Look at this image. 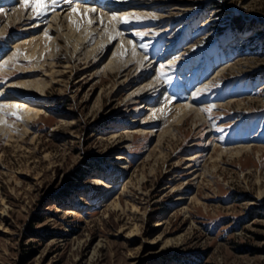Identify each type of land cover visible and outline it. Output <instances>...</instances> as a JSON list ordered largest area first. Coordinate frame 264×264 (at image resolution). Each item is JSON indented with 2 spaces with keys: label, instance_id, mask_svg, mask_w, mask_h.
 Here are the masks:
<instances>
[{
  "label": "rangeland",
  "instance_id": "obj_1",
  "mask_svg": "<svg viewBox=\"0 0 264 264\" xmlns=\"http://www.w3.org/2000/svg\"><path fill=\"white\" fill-rule=\"evenodd\" d=\"M79 1L122 34L96 15L77 52L66 0L14 20L0 0V264H264V0ZM134 46L141 69L109 65Z\"/></svg>",
  "mask_w": 264,
  "mask_h": 264
},
{
  "label": "bare ground",
  "instance_id": "obj_2",
  "mask_svg": "<svg viewBox=\"0 0 264 264\" xmlns=\"http://www.w3.org/2000/svg\"><path fill=\"white\" fill-rule=\"evenodd\" d=\"M15 1V0H14ZM19 1V0H18ZM20 3V2H19ZM75 7L78 9L77 12H73L72 11V8ZM91 9H95L94 7H89L87 6L86 4L84 3H80L79 0H70L69 2H67L66 4H64L63 8L55 13V24L57 25L56 28L57 29H62L63 27H68V36L75 40L76 41V45H75V50H80L81 48V44H84V47H85V43H88L90 38L88 37V34H94V30H92V28L90 27L89 30H85L87 31V33H83V32H80V33H75L74 31V28L78 27V25L80 23H84L85 21L87 23H89L88 21L91 20L92 23L93 22H97V21H93L94 18H96V15H97V19L99 22L102 23V25L104 26V22L107 21L109 19V21L107 22L108 24L109 23H112V25H114L115 29L114 31H118V25L115 26L116 24V21L113 19V18H110L111 15H114L115 13L113 12L110 13V12H106L107 13V17H105V13L104 12H99L96 11H91ZM132 10H134L133 8H131ZM26 10L27 8L23 7L22 5L20 6H17L15 7V12L12 14V19H18L19 17L22 19L25 17L26 15ZM65 12V13H64ZM132 12V11H130ZM134 12V11H133ZM132 12V13H133ZM107 24V25H108ZM106 25V27H107ZM6 25H4L3 28H1L0 30V33H3L6 29ZM49 28H54L52 27V25H49L48 26V29ZM52 30V29H51ZM59 32V31H58ZM122 34V33H121ZM62 36H64V34H62ZM72 40V41H73ZM126 40V39H124ZM104 42V41H102ZM127 43H130L129 45L132 44V42L128 41V42H125L124 44H127ZM102 44L101 42H99V40L97 41V45H100L99 49L96 50V54L98 53L99 50L102 49ZM28 45H31L30 47H26V51L21 54L22 55H26L27 57L31 58V57H35V56H39V55H42L43 53V39L41 41H37L36 39L34 38H31V39H26L24 41H21L20 43H16L13 47H22V49H24V46H28ZM121 48L123 50V54L122 56L120 57V60L121 58L124 57V53L127 51V46L123 45V43L121 42ZM18 49V48H17ZM95 49V47H92L90 49L89 52H92L93 50ZM15 52V51H14ZM18 52V51H16ZM100 52V51H99ZM102 53V52H101ZM131 58H130V61L128 60L127 62H117V61H111L110 60V63L109 65H114L116 63V71H120V69H123L124 67L127 68L128 65H130V63H133V62H137V69H141L142 66H143V57L135 54V52H131ZM16 53H12L10 56L7 57V59H5L8 63L12 62V61H15L16 60ZM98 56V55H97ZM41 57V56H40ZM95 58V57H94ZM22 60V59H20ZM114 67V66H112ZM111 67V68H112ZM112 70V69H111ZM139 71V70H138ZM139 73V72H137ZM156 80V79H155ZM33 83H35L34 85H30L28 86V82H21V84L24 85V88L26 91H33V92H36L38 91L41 95L44 94L46 92V84L42 81V82H39V81H31ZM156 81L152 80V82H148L146 84H143L142 86H139L137 87V90H134L132 92L131 95H137L139 92H142V91H145L146 89L150 88L152 85H154ZM31 88V89H30ZM24 90V91H25ZM25 91V92H26ZM13 97V96H12ZM29 100H24L23 99H20V102L18 104V102H13L12 103V110L15 109L16 107H19L21 105L22 107V111H24L23 113V117L26 121H31L33 119H36L37 117H39L41 114L44 113L43 109L39 106V105H36V104H28ZM172 106V105H171ZM156 108V107H155ZM172 110V113L175 112V114L178 116L177 119L179 121H183L185 118L189 117L191 114L195 113V107L190 103V102H186V103H183V104H178V105H173L172 107H170ZM20 109V108H19ZM148 109L152 110L154 109L153 107H148ZM159 110V109H158ZM158 111H155L153 113H157ZM160 113V110L159 112ZM162 115V114H161ZM194 120H200L202 119V116L199 115V113L197 114H194ZM0 122H3V120H1ZM2 129H0L1 131ZM239 150V149H238ZM237 151V150H236ZM237 154H240L241 153V150H239L238 152H236ZM97 182H100V180H97ZM5 201V200H4ZM4 206H5V209L1 212V213H7L8 211V207L9 205L7 203H4Z\"/></svg>",
  "mask_w": 264,
  "mask_h": 264
},
{
  "label": "snow or ice",
  "instance_id": "obj_3",
  "mask_svg": "<svg viewBox=\"0 0 264 264\" xmlns=\"http://www.w3.org/2000/svg\"><path fill=\"white\" fill-rule=\"evenodd\" d=\"M57 0H51V6H54L56 4ZM67 2V0H66ZM21 4L23 7L27 8V7H31L32 12L34 13V15L39 16V15H43L45 12L50 10V4L48 2V0H21ZM54 10V9H53ZM72 11L75 13L78 11L77 8L73 7ZM91 11H95V9H91ZM4 12L3 8H0V13ZM137 19H139V17H137ZM89 23H92L91 20L88 21ZM102 22V21H101ZM128 22V18L125 17L124 18V23ZM47 34V33H46ZM117 35H121L120 32H116L114 35H110L109 39L110 40H114L116 38ZM137 35H143L141 33H137ZM141 48L146 47V45L141 44L140 45ZM133 52H135V46L133 47ZM123 54V53H122ZM161 75H163V73H161ZM2 107V106H0ZM204 111H210V109H204ZM12 115H17L16 112L11 113ZM19 118V117H18Z\"/></svg>",
  "mask_w": 264,
  "mask_h": 264
}]
</instances>
